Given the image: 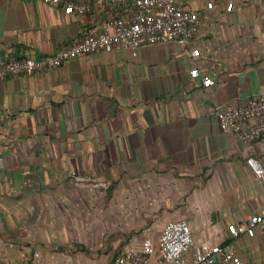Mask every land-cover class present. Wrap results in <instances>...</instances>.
Instances as JSON below:
<instances>
[{"label":"crops","instance_id":"0c3cea01","mask_svg":"<svg viewBox=\"0 0 264 264\" xmlns=\"http://www.w3.org/2000/svg\"><path fill=\"white\" fill-rule=\"evenodd\" d=\"M175 2L202 12L191 46L91 54L0 82V264H116L181 219L195 246L229 243L264 264V233L228 231L264 211L247 165L264 167V138L246 149L214 111L264 94V0ZM123 12L0 0V55L51 56ZM195 67L214 85L191 79Z\"/></svg>","mask_w":264,"mask_h":264},{"label":"built area","instance_id":"2783aa9c","mask_svg":"<svg viewBox=\"0 0 264 264\" xmlns=\"http://www.w3.org/2000/svg\"><path fill=\"white\" fill-rule=\"evenodd\" d=\"M44 5L62 9L66 15L79 17L99 9H122L124 12L108 19L101 29H94L82 40L68 45L51 56L43 58L24 57L7 59L0 55V82L11 78H24L43 71L63 67L71 60L97 53H113L121 49L133 56L143 47L165 43L191 46L196 39L202 12L191 11L176 4L175 0H38ZM215 9L209 3L208 10ZM234 4L227 6L232 12ZM195 49L192 59L200 57ZM191 79H202L205 88L214 85L210 77H202L195 67L190 70ZM221 130L234 133L239 141L250 148L264 138V94L253 95L243 107L225 106L214 109ZM247 165L255 177L264 185V167L253 155L248 156ZM102 187H106L103 183ZM229 235L233 240L242 236L254 238L264 233V211L249 216L242 226L230 225ZM40 254L35 253L34 258ZM248 264L241 259L232 244L221 246H195L191 226L187 220L169 222L163 229L158 247L147 239L140 249H130L118 257L116 264Z\"/></svg>","mask_w":264,"mask_h":264},{"label":"trees","instance_id":"16d2710c","mask_svg":"<svg viewBox=\"0 0 264 264\" xmlns=\"http://www.w3.org/2000/svg\"><path fill=\"white\" fill-rule=\"evenodd\" d=\"M117 17V16H116Z\"/></svg>","mask_w":264,"mask_h":264}]
</instances>
